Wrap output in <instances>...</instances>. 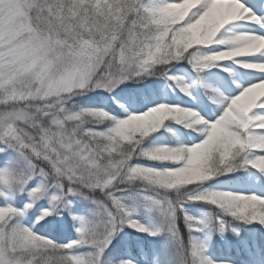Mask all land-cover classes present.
<instances>
[{
  "label": "snow or ice",
  "instance_id": "6c2138e0",
  "mask_svg": "<svg viewBox=\"0 0 264 264\" xmlns=\"http://www.w3.org/2000/svg\"><path fill=\"white\" fill-rule=\"evenodd\" d=\"M244 20L264 28V18L243 0H0V153L11 149L19 157L18 163L8 160L0 166V264H102L105 250L124 227L152 236L164 231L133 218L118 195L122 185L139 183L158 193L160 199H149L173 234L180 214L189 233L203 227L221 234L226 230L223 219L216 225L210 217L205 224L189 215L185 205L194 202L264 225V196L206 187L217 176L248 166L264 173V62L242 63L261 75L246 86L238 84V94H211L219 108L215 118L169 103L139 114L125 109V118L99 108L69 107L76 96L96 89L111 93L126 81L149 76L183 85L171 70L185 62L199 74L218 62L264 57V35L226 28ZM212 45L225 47L205 51ZM224 81L231 87L227 77ZM182 91L189 93V88ZM169 121L199 132L202 140L146 148L150 135L171 130ZM104 122L110 123L107 129L95 127ZM138 158L176 163L157 169L134 164ZM37 177L39 183L30 186ZM52 187L59 194L50 196V207L36 224L68 209L70 195L100 206L97 219L77 227V241L56 243L18 220ZM95 192L106 199L95 200ZM24 193L29 197L24 208L9 202ZM178 239L184 249L179 264H216L206 255L205 243L192 237L185 248L183 237ZM79 247L96 251L80 255L74 251Z\"/></svg>",
  "mask_w": 264,
  "mask_h": 264
},
{
  "label": "rangeland",
  "instance_id": "374dc122",
  "mask_svg": "<svg viewBox=\"0 0 264 264\" xmlns=\"http://www.w3.org/2000/svg\"><path fill=\"white\" fill-rule=\"evenodd\" d=\"M243 2L252 9L255 15L264 18V0H243ZM226 28L230 32L264 35V28H261L259 24L251 22L250 20L232 22ZM224 47L225 46L212 45L205 48V51L224 50ZM244 62H264V57L254 56L238 58L237 61L218 62L216 66L204 69L199 74L186 62L178 64L177 67L172 70L171 74L180 76L183 79V85L169 78L161 80L158 85H156L152 97L144 96L139 103L134 97L131 99L129 94L125 93L124 101L126 103V109L129 112H132V114H139L159 103H169L180 107L191 108L192 110H198L206 117L215 118L219 114V108L211 99L212 93L220 91L223 92L224 95L238 94V84L243 83L246 86L248 81L254 80L261 75L258 70L243 68L242 63ZM216 73H223V76L215 75ZM224 77H227V81L231 83V87H227ZM205 85H207V87ZM183 86L189 88L190 94L182 91ZM117 88L115 90H117ZM104 104L105 99L101 105ZM108 107L111 108L110 105H108ZM175 124L180 125L176 122ZM172 126L173 132L176 133V135L178 134L179 138H182V141L187 145L192 146L193 144L200 142L203 138L202 135H197L196 131L193 129H187L189 131L181 132L175 125ZM166 143V145L171 143L169 137L166 138ZM11 152L15 157L17 156L12 150ZM136 164L158 169L154 164ZM174 166L175 164L172 166L165 165V167ZM208 188L216 191L254 193L256 195L264 196V173L248 166L244 169L225 174L220 180L210 183ZM126 195L127 194L122 193V196ZM127 196L137 201V210L134 212V218L136 220L151 229L160 227L164 228V231L159 235L153 236L154 248L158 251H162L166 242L172 241L178 237L177 232L176 234H173L167 230L168 225L166 218L161 215L159 209L154 205L153 201L149 199V197L160 199L161 197L158 193H155L150 189H143L141 191L130 192ZM67 199L76 200L81 204L91 205L95 210L100 211V206L93 203L92 199H85L83 196L79 195H70ZM197 203L199 202L188 203L185 205L189 215L203 221L205 224L209 223L210 217L215 218L214 223L216 225H218L220 220L223 219L227 225L226 230L222 234L213 227H203L202 231L193 232V235L198 242H203L207 245V256H210L216 263L264 264V259L263 261L259 259V251H261L259 247V236L261 234L264 236V231L253 229L248 225L239 223L235 218L221 214L216 215L210 209L197 206ZM62 210L64 209H61L58 215H60ZM62 219L65 221V216H63ZM233 229H236L239 235H237ZM134 238L138 239L137 242H142V237L138 235L136 230H133L132 232L128 231L125 239L129 241V244H131V241ZM226 251L229 252L226 253ZM232 251H246L248 259H245L242 256L236 258ZM136 260H138L137 257ZM140 263L158 264V259H149L146 257V260Z\"/></svg>",
  "mask_w": 264,
  "mask_h": 264
},
{
  "label": "trees",
  "instance_id": "16d2710c",
  "mask_svg": "<svg viewBox=\"0 0 264 264\" xmlns=\"http://www.w3.org/2000/svg\"><path fill=\"white\" fill-rule=\"evenodd\" d=\"M165 76L156 75V76H149L141 79L139 82L135 80L126 81L125 83L128 84L130 87L129 89L131 91H135L137 94L138 89H144L148 85L155 84L159 79L163 78ZM125 83L118 86V88H121ZM108 94L109 92L104 89H96L94 91L87 92L85 95L82 96H76L69 102V107H75L76 109L80 108H93L95 103L99 100H101V94ZM109 95V100L111 104L115 105L116 108L120 111L122 102L116 99L113 95ZM138 96L141 97V95L138 94ZM110 126L109 122H104L101 124L95 125V127L98 130H105ZM161 137L159 133H155L149 136V138L145 141V147L146 148H153L155 144L157 143L158 139ZM172 140H174L173 137H171ZM3 145H0L2 147ZM8 160L19 162V157H15L11 150H8L7 153L1 154L0 153V166H3L5 162ZM146 161V162H159V161H152L149 159L144 158H138L133 161ZM172 162V161H170ZM176 163V162H174ZM218 177V176H217ZM216 177V178H217ZM215 178V179H216ZM40 178L37 177L30 186H36L39 183ZM213 181V180H212ZM139 187H142L141 184H132V185H122V190L118 193V195L121 196V198L124 200V202L129 206V208L132 210V213L135 211V201L131 200L127 195L122 196V193H125L127 191H131L133 189H137ZM52 194H59V190L55 187H52L49 189V195L43 199L38 200L35 202L33 208L27 210L26 215L23 217L18 218L19 222L28 227H32L33 231L39 235H42L46 238L52 239L54 242L59 244H67L69 242L77 241L79 239V235L76 231L77 227H79L80 223L82 221H90L97 219V213L99 211L95 210L93 206L80 204L76 200L68 199L71 201V205L68 209L63 210V215L66 217V222H63L61 220V215H53L46 218V221H41L39 224H36L35 221L37 217H39L42 212L45 209H48L50 207V196ZM171 195V193H169ZM93 198L95 200H105V196L103 192H95L92 194ZM14 206L17 208H24L25 205L29 202V197L27 193H24L23 195H15L10 201ZM4 204V200L0 198V205ZM205 205L213 208L215 211L219 210L216 206H213L209 203H204ZM73 215L77 217L76 220L73 219ZM242 223L241 220H239ZM33 225H35L33 227ZM179 231L180 236L183 237L184 247L190 248V239L193 236V233H189V229L185 225L184 216L183 214L179 215ZM259 228H262V225L258 224L256 225ZM134 228L132 227H124L123 231L126 230H132ZM137 230V229H136ZM123 231H121L112 241V244L105 250L103 256H102V264H120L121 261H132L133 264H138L135 261L131 260L126 251V241L123 238ZM138 233L142 236L144 239V247L145 250L148 252V254L154 253L153 249V241L151 238V235H149L146 232H140ZM132 248L133 253L137 255L138 257H141V251L139 249V246L137 245L136 241H132ZM74 251L77 254L80 255H89L94 254L95 249L90 247H79L74 249ZM182 251L184 249L181 248L180 240L179 241H171L166 244L165 247H163L162 251H157L159 253V259L160 264H179L180 256ZM264 253V251H262Z\"/></svg>",
  "mask_w": 264,
  "mask_h": 264
},
{
  "label": "clouds",
  "instance_id": "9594fccd",
  "mask_svg": "<svg viewBox=\"0 0 264 264\" xmlns=\"http://www.w3.org/2000/svg\"><path fill=\"white\" fill-rule=\"evenodd\" d=\"M260 46H264V42H262Z\"/></svg>",
  "mask_w": 264,
  "mask_h": 264
},
{
  "label": "bare ground",
  "instance_id": "6f19581e",
  "mask_svg": "<svg viewBox=\"0 0 264 264\" xmlns=\"http://www.w3.org/2000/svg\"><path fill=\"white\" fill-rule=\"evenodd\" d=\"M226 27H228V26H226Z\"/></svg>",
  "mask_w": 264,
  "mask_h": 264
}]
</instances>
